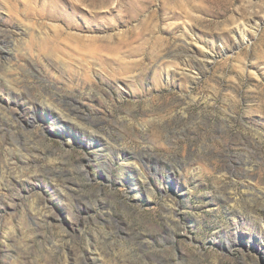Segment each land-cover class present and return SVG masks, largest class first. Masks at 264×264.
<instances>
[{"label": "rangeland", "instance_id": "1", "mask_svg": "<svg viewBox=\"0 0 264 264\" xmlns=\"http://www.w3.org/2000/svg\"><path fill=\"white\" fill-rule=\"evenodd\" d=\"M0 264H264V0H0Z\"/></svg>", "mask_w": 264, "mask_h": 264}]
</instances>
